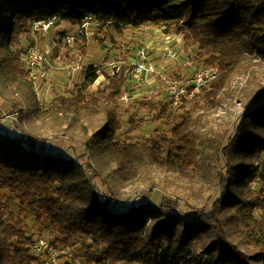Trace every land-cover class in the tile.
Listing matches in <instances>:
<instances>
[{
    "label": "trees",
    "instance_id": "obj_1",
    "mask_svg": "<svg viewBox=\"0 0 264 264\" xmlns=\"http://www.w3.org/2000/svg\"><path fill=\"white\" fill-rule=\"evenodd\" d=\"M52 16L80 25L91 19L101 32L152 26L182 33L205 66L219 69L202 87L208 110L167 125L168 136L121 141L117 97L124 74L107 71V85L90 100L63 96L45 109L26 78L25 49L18 47L33 21ZM99 76L90 67L83 89ZM263 84L264 0H0V189L45 217L65 237L63 247L73 250L79 237L93 240L86 243L90 262L264 264V164L255 161L264 155ZM211 107L228 116L220 121ZM165 111L162 106L160 118ZM12 114L18 134L2 126ZM131 127L138 128L132 118ZM47 130L68 136L84 153L77 155L72 145L68 154L41 136ZM221 161L215 172L214 162ZM201 178L219 195L200 209L186 198H205L192 183ZM143 190L147 195H138ZM153 194L162 196L160 202ZM7 209L0 198V264H42L31 250L36 238Z\"/></svg>",
    "mask_w": 264,
    "mask_h": 264
},
{
    "label": "rangeland",
    "instance_id": "obj_2",
    "mask_svg": "<svg viewBox=\"0 0 264 264\" xmlns=\"http://www.w3.org/2000/svg\"><path fill=\"white\" fill-rule=\"evenodd\" d=\"M58 23L60 25L50 31H43L38 26L34 25L33 27L32 25L30 32H24L19 37L21 45L18 49L36 46L48 52L45 67L49 72V76L44 81L34 83L38 99L45 109L52 108L57 99L63 96L73 98V96L80 94L85 96L86 100H90V95L98 92V86L104 87L107 85L108 79L105 75L107 73H117L120 68V73L124 74L123 92L117 97L120 106L119 111L122 114V129L118 133V138L121 141H133L134 139L156 134L168 136L169 127L167 125L176 121L180 122L188 115L196 118L203 111L208 110L205 107V90L203 88L194 95L186 94L184 104L181 107L174 109L169 103L166 88L170 81H183L185 78H190L197 69L205 66L200 58L199 50L196 47L188 46L183 40L182 33L165 32L162 28L148 26L140 29L129 28L123 34L114 27H109L108 32L104 30L98 35L97 27L91 25L88 26L85 34L79 36L77 33L80 24H73L61 19ZM68 36H76V40L71 43L67 40ZM143 51L156 63L157 72L154 75L135 72L133 63L139 60ZM92 66L97 67L100 76L88 90H85L83 89V83L86 72ZM116 66L118 68H115ZM164 77L166 80L163 79ZM209 83L206 84L207 87ZM1 103L2 100H0ZM162 106L166 108V111L162 113L163 117L160 118L158 114ZM210 109L214 112L213 116L220 118V121L224 116H228L222 108L215 109L211 107ZM236 109L240 113L244 109V105H240L238 102ZM83 113L86 112L83 110ZM14 115H6L2 126L6 129L9 128L11 133L18 134L22 130L19 124V128L17 127V116ZM131 118L138 125L137 129L131 127ZM36 120L37 123L42 122L41 117ZM218 123V121L214 122L215 125ZM40 134L42 137H48L50 141L61 146L62 149H66L68 154L73 153L72 145H76L77 155L84 153V148L72 142L64 134L50 132L49 130ZM87 158V156H83L80 159L85 161ZM255 161L256 167L262 168L259 165L264 164V155L256 156ZM214 163L215 172H218L220 166H222V161ZM204 178L192 183L196 190L202 187L205 198H186L190 205L197 204L196 207L200 209L207 205L209 207L212 200L219 195V189L215 187L214 190H210V184ZM252 182L250 186L254 187ZM182 184L188 186L190 182L183 181ZM147 192L143 190L138 195L146 196ZM181 193V195H185V189ZM138 195L133 196L132 199L135 198L138 202ZM0 198L6 203L8 215L21 217L34 238L45 236L55 241V243L65 246L63 240H61L65 237L53 232L50 222L45 217L37 218L31 208L19 206L17 198L7 190L0 189ZM151 198L160 202L162 196L153 194ZM236 210V207L230 208V212ZM255 214L259 216L261 212L256 209ZM86 243H93V240L84 237L75 239L72 250L76 256L75 260H86L85 258L88 257L86 256V252H88ZM95 249L96 246L94 245L90 251L93 252ZM114 264L127 263L115 261Z\"/></svg>",
    "mask_w": 264,
    "mask_h": 264
},
{
    "label": "built area",
    "instance_id": "obj_3",
    "mask_svg": "<svg viewBox=\"0 0 264 264\" xmlns=\"http://www.w3.org/2000/svg\"><path fill=\"white\" fill-rule=\"evenodd\" d=\"M60 21V17L52 16L45 20L33 21V27L38 26L39 29L50 31L52 28H55V25ZM91 23V24H90ZM93 21L91 19H86L80 26L77 35L79 36L86 33L88 26L97 27L101 34V24L96 23L93 26ZM90 24V25H89ZM106 26L111 25V21L105 23ZM39 32V30H38ZM76 36H68L67 40L69 42H74ZM47 54L45 50H41L36 46L28 47L23 53V60L26 64L25 75L26 78L35 84L38 82L44 81L48 78L49 72L45 67L47 62ZM135 72L139 74L145 73L146 75H154L157 72L156 63L146 55L143 51L140 54L139 60L133 63ZM115 68H118L117 66ZM120 68L112 74L120 73ZM219 74L218 67L215 66H204L197 69L190 78H185L183 81H170L167 86V94L169 103L175 109L183 106L186 94L194 95L199 90L205 86L207 83L216 79ZM138 75V74H137ZM166 80V78H163ZM258 178L253 180V184L256 185ZM32 253L38 255L41 259L42 264H65V261L68 257L74 255L71 248L57 246L49 238L41 236L35 239L31 247ZM71 264H114V262L109 259H104L102 262L87 261V260H74Z\"/></svg>",
    "mask_w": 264,
    "mask_h": 264
}]
</instances>
